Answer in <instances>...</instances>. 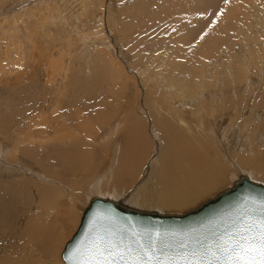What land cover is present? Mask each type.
Segmentation results:
<instances>
[{"label": "rangeland", "instance_id": "374dc122", "mask_svg": "<svg viewBox=\"0 0 264 264\" xmlns=\"http://www.w3.org/2000/svg\"><path fill=\"white\" fill-rule=\"evenodd\" d=\"M210 1L211 4L207 6L202 0H0V67L3 68L2 63H6L5 68L10 59L17 60L18 54L24 67L27 63L31 94H42L44 89L46 97H50L49 105L54 107V110L53 107L47 108L42 115H52L49 119H56V123L67 120L60 118L66 113L65 110L54 116L59 109L58 100L68 99L69 103L76 100L74 96H78L73 132L81 138L84 146L87 142L92 144L88 147L91 151L107 142V139L100 138V130L118 124L123 118L116 115L118 106L125 110L134 107L150 127V109L164 116L168 110L171 111V107H180L179 102L189 100L185 106L190 108L201 96L211 94L217 97L227 94L231 110H236L234 115L237 118L227 115L226 122L229 124L224 122L219 132L224 129L222 132L228 135L232 129L237 130V136L246 138V133L248 142L256 144L255 138L264 134V127L259 130L255 121L258 112L264 108V102L260 105L256 100L264 99V0ZM192 6L197 9H192ZM190 8L189 13L185 11ZM184 12L188 14L186 19ZM7 80H0V93L3 94H0L1 104L8 94V98L11 96L10 103L12 94L16 93L15 86L12 87L13 79ZM11 88L14 89L11 91ZM89 91H93L95 98ZM27 92L21 91L20 94ZM240 95L245 101L240 97L243 104L239 107L241 104L236 102V96ZM12 104L16 106L13 102L9 108ZM235 105L238 107L235 108ZM81 106L89 107V112ZM249 112L248 119L246 115ZM102 113H106L107 118L108 113L116 117L111 119L112 123L106 124L104 118H107ZM240 113L243 115L241 119ZM233 124H237V127H233ZM224 125H227L226 128ZM87 128L89 132H86ZM51 129L59 132L57 128ZM228 129L231 132H227ZM151 133H147V137L150 134L149 143L156 139ZM228 143H231L230 139L225 145ZM244 144L242 141L241 145ZM149 152L144 157L145 163L138 164L142 175L135 173L136 178L131 182L133 188L129 185L123 191L124 185H117L118 191L125 193L120 194L123 195L120 199L124 200L134 190L135 184L144 179ZM225 152V156H228L230 150L225 149ZM91 157L87 162H93ZM90 175L85 172L78 177L87 184L92 179ZM43 185L49 188L54 186ZM55 187L59 188L58 195L61 197V188ZM84 187L81 190L84 191ZM84 207L80 205L75 208L77 221L66 230L56 256L36 257L31 253L21 258V264H64L62 250L79 225ZM68 209L65 208L64 212Z\"/></svg>", "mask_w": 264, "mask_h": 264}, {"label": "bare ground", "instance_id": "6f19581e", "mask_svg": "<svg viewBox=\"0 0 264 264\" xmlns=\"http://www.w3.org/2000/svg\"><path fill=\"white\" fill-rule=\"evenodd\" d=\"M202 1L204 5L211 4L210 0ZM191 8L197 9L193 6ZM191 8L185 11L189 13ZM186 12L184 19L188 18ZM16 59L8 60L10 64L5 68L6 63L1 61L3 68L0 67V80L13 79L11 85L15 86V92L18 93L12 94L10 103L9 94L0 103V264H21V258H26L31 253L36 257L50 254L56 256L66 230L77 221L75 208L86 205L93 194L112 197L139 208L181 212L231 185L240 174H247L253 179L263 177L262 180H256L264 182V134L257 136L256 144H252L248 142L246 133V138H240L235 134L237 130L232 129V136V133H228L229 136L223 133L224 129L219 132L223 128L222 124L227 121L226 117L233 116L236 111L231 110L227 94H220L218 97L212 94L207 95L208 97L201 96L190 108L185 106L189 100H184L178 103L180 107H171V111L168 110V114L164 116L151 112L150 109V127H147V122L135 112L134 107L125 110L118 106L115 109L116 115H122L123 118L118 119V124L109 125L106 129L102 127L99 136L107 139V142L91 151L88 147L92 144L87 142L84 146L81 138L73 132L78 96H74L76 100L68 101L69 103L68 99L58 100L59 109L54 116L65 110L63 117L60 116L61 119L67 118L65 124L61 120V123H56V119H49L52 115H42L47 108L53 107L49 105L50 97H46L44 89L42 94H31L27 63L24 67L18 54ZM86 84L88 86L87 81ZM21 91L28 92L20 94ZM85 95L90 97L91 94H83ZM93 95L95 98V94ZM183 97L187 96L181 98ZM240 97L241 95L236 96V102L241 104H237L239 107L243 104V98ZM256 100L263 105V98ZM73 101L75 103H71ZM13 102L16 106L12 104L9 108ZM81 107L89 112V107ZM102 114L105 116L106 113ZM108 114V118L105 116L108 120L104 118L106 124L112 123L111 119L115 116ZM242 116L240 113L239 119ZM246 117L250 118V112ZM236 118L234 115L233 119ZM255 121L258 123L257 128L261 130L264 127V108L258 112ZM67 123L72 125L69 126L71 129ZM236 125L233 124V127ZM51 127L57 128L59 132ZM88 129L86 132H89ZM117 129L118 133L113 136ZM148 131L156 137L153 143H149ZM227 132L231 130L228 129ZM225 139L226 142L227 139L231 142L227 146ZM242 141L245 146L241 145ZM219 142L223 143L218 144ZM225 149L230 150L228 156H225ZM148 150L151 153L148 168L146 165L144 167L147 168V174L144 173V179L135 184V191L132 189L124 200L120 199L123 196L120 194L124 192L118 191L117 185H124L123 191L124 187L132 186L135 173L141 167L138 164L145 163L144 157ZM88 157L94 159L92 163L87 162ZM135 165L137 166L134 168ZM85 172L92 176L87 184L78 177ZM43 183L54 186L49 188ZM55 186L61 188V197L58 195L59 188ZM82 187L85 188L84 191L81 190ZM65 193H69V197L65 198ZM63 199L66 202H62ZM65 208H69L67 212H64Z\"/></svg>", "mask_w": 264, "mask_h": 264}, {"label": "water", "instance_id": "95a60500", "mask_svg": "<svg viewBox=\"0 0 264 264\" xmlns=\"http://www.w3.org/2000/svg\"><path fill=\"white\" fill-rule=\"evenodd\" d=\"M264 197V182L240 174L231 185L181 212L139 208L112 197L93 194L85 205L79 225L65 242L64 264H73L75 249L87 257L98 238L128 241L145 229L175 234L170 242L212 241L239 227L242 217L253 207L251 198Z\"/></svg>", "mask_w": 264, "mask_h": 264}, {"label": "snow or ice", "instance_id": "6c2138e0", "mask_svg": "<svg viewBox=\"0 0 264 264\" xmlns=\"http://www.w3.org/2000/svg\"><path fill=\"white\" fill-rule=\"evenodd\" d=\"M251 203L239 227L215 240L173 244L175 234L145 229L128 241L98 238L86 258L75 249L73 264H264V197Z\"/></svg>", "mask_w": 264, "mask_h": 264}]
</instances>
